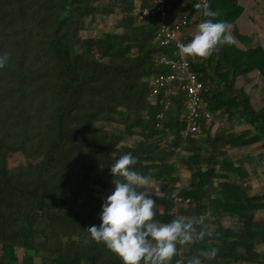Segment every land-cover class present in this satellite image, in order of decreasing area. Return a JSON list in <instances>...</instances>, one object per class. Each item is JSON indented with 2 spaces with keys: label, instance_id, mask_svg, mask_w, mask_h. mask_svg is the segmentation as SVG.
Returning <instances> with one entry per match:
<instances>
[{
  "label": "trees",
  "instance_id": "trees-1",
  "mask_svg": "<svg viewBox=\"0 0 264 264\" xmlns=\"http://www.w3.org/2000/svg\"><path fill=\"white\" fill-rule=\"evenodd\" d=\"M154 2L0 0V53H11L0 70V264H122L84 230L101 223L114 190L110 168L101 172L98 161L110 166L126 153L159 189L156 219L211 212L213 236L183 248V257L215 247L203 264H264V193L253 194L255 180L264 190V156L248 151L264 150V98L257 104L240 85L247 75L264 82V48L238 34L197 58L212 122L226 124L213 132L201 121L200 134L185 135V96L166 111L150 98L152 79L169 72L155 63L168 52L156 21L141 18ZM198 2L166 0L171 20L187 16V29L197 26L207 19ZM209 3L219 13L214 22L233 27L244 13L240 0ZM109 17L120 31L88 33ZM16 155L24 161L12 167ZM182 170L190 172L186 186Z\"/></svg>",
  "mask_w": 264,
  "mask_h": 264
},
{
  "label": "clouds",
  "instance_id": "clouds-1",
  "mask_svg": "<svg viewBox=\"0 0 264 264\" xmlns=\"http://www.w3.org/2000/svg\"><path fill=\"white\" fill-rule=\"evenodd\" d=\"M194 7L207 19L197 25L190 42L177 44L178 55L208 58L221 46L232 44V25L223 20L214 22L219 13L212 10L209 0H199ZM10 57V52L0 53V70L8 66ZM137 163L131 153L119 156L110 166L98 161L101 172L105 167L110 168L114 190L102 205L101 223L84 231L118 256L122 264H172L174 258L175 264H203L204 260L215 259L218 255L215 247L187 258L181 255L183 248L195 245L205 236H213L206 223L211 212L176 216L170 222L156 219L157 203L147 187L150 178L135 170Z\"/></svg>",
  "mask_w": 264,
  "mask_h": 264
},
{
  "label": "built area",
  "instance_id": "built-area-1",
  "mask_svg": "<svg viewBox=\"0 0 264 264\" xmlns=\"http://www.w3.org/2000/svg\"><path fill=\"white\" fill-rule=\"evenodd\" d=\"M199 1V0H198ZM143 19L150 18L158 25L157 40L160 46L168 50L167 53L158 55L155 63L169 70L152 79L150 98L153 102L162 100L165 111L171 105V99L178 93L185 96L183 101L185 135L201 133V121L211 123L214 116L204 99L208 88L194 70L197 58L181 57L178 55V43H188L187 16H178L171 20L167 10L166 0H155L154 6L142 11ZM163 116V113L160 117Z\"/></svg>",
  "mask_w": 264,
  "mask_h": 264
},
{
  "label": "rangeland",
  "instance_id": "rangeland-1",
  "mask_svg": "<svg viewBox=\"0 0 264 264\" xmlns=\"http://www.w3.org/2000/svg\"><path fill=\"white\" fill-rule=\"evenodd\" d=\"M242 4L246 7V11L243 15V18L239 21V23L236 24V26L232 27L231 34L232 36H236L238 34L242 33H253V27H251L250 20L253 19V14L255 13V5H251L250 2L247 3L246 0H242ZM116 23L117 19L115 17H109V18H99L97 23L90 27L89 34L91 36H101L105 32H114V31H120L119 29H116ZM194 23V18L192 19V22ZM197 31V26L191 25V27L188 29V32L190 36H194ZM240 85L244 87L247 92L253 97L254 101L259 104L261 100L264 98V82L262 79H260L258 76H251L247 75L245 76L241 82ZM226 124L225 120L215 119L214 122L209 124L211 127H213V132L218 130L219 128L224 127ZM117 128L116 126H112L111 129ZM249 152L253 153L254 156H264V150L259 148V145H256L250 150ZM248 151H235L232 153L234 158H239L242 154H247ZM24 161V158L21 155H16L13 158L10 159V165L12 167L19 166ZM258 169L259 172L264 171V161H259L258 163ZM181 178H182V185L186 186L190 182V172L186 170H182L181 172ZM148 190L153 194L156 193V184L153 181H150V184L147 186ZM263 184L260 183L258 180H255L253 182V194L259 195L263 194ZM259 217H262V214L259 215ZM18 256L20 259L23 258L24 252L23 250L19 249L17 251ZM36 264H40V261L37 260Z\"/></svg>",
  "mask_w": 264,
  "mask_h": 264
},
{
  "label": "crops",
  "instance_id": "crops-1",
  "mask_svg": "<svg viewBox=\"0 0 264 264\" xmlns=\"http://www.w3.org/2000/svg\"><path fill=\"white\" fill-rule=\"evenodd\" d=\"M246 2L247 3L250 2L251 5L256 4L254 9L255 13L253 14V19L250 20L249 18L251 27H253L254 32L242 33L241 35H245L252 38L255 45H260L264 48V0H246ZM240 3L244 8V13H245L246 7L242 4V0H240ZM243 15L240 17L237 23H239V21L243 18ZM236 24L234 26H236ZM251 76H256V75H251Z\"/></svg>",
  "mask_w": 264,
  "mask_h": 264
}]
</instances>
